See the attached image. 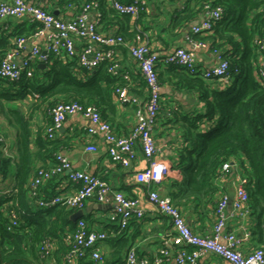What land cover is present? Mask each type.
<instances>
[{
  "label": "trees",
  "instance_id": "16d2710c",
  "mask_svg": "<svg viewBox=\"0 0 264 264\" xmlns=\"http://www.w3.org/2000/svg\"><path fill=\"white\" fill-rule=\"evenodd\" d=\"M91 1L97 2L101 15L104 12L103 8L107 7L112 9L110 12L120 14L108 4V0H48L61 9L69 6L81 8L83 4ZM206 2L223 8L222 17L215 22L209 35H213L216 40L214 48L230 63L229 84L220 89H213L202 75L191 73L177 64L162 63L160 61L162 55L157 63L158 78L162 85L168 79L163 75L162 69L165 68L164 71L172 76L171 79L177 78L175 85L178 88L197 93L204 104L202 113L194 111L179 118L184 141L188 145L180 151L178 166L182 177L176 185L187 196L214 195L217 192L215 181L220 177L223 163L244 155L250 166L249 172L246 173L249 205L260 217L259 227L264 234V81L257 74L256 61L260 53L256 40L264 34V0H186L185 6L176 11L174 20L179 25L190 24V20L203 11ZM120 15L125 19H133L128 14ZM38 27L39 22L29 16L21 20L14 18L6 20L0 35V65L8 52L14 49L16 39L20 36L29 37ZM122 35L125 37L124 33ZM191 38L204 39L201 35L192 34ZM162 65L164 68H161ZM108 66L109 62L106 61L95 70L89 71L81 67L77 59H64L49 54L45 61L34 64L32 77H28L26 71L21 73L18 80L0 77V98L18 97L26 92L38 94L35 98L47 103L49 116L47 125L52 124L51 109L59 102L95 105L103 116L114 106L115 89L118 84L125 83L124 75L128 73L121 69L119 75H113L108 71ZM140 74L142 75L141 72ZM141 78L146 83L143 75ZM13 116L21 126L19 149L22 162L17 176L19 193L0 199V263L44 264L46 259H54L57 264H67L64 256L69 251V245L64 238L67 231L74 229L77 224L70 218L76 209L64 204L31 211L22 207L18 198L22 197L20 192L32 173L29 161V132L25 117L19 111H14ZM56 144L54 139H49L47 135L43 136L41 148L45 149L48 159L54 157L53 163L56 161L57 153H54L58 147ZM7 163L9 161L5 160V164ZM2 170L5 174L6 165ZM10 200L18 202L19 212L25 211V214H20V225L13 230H8L10 217L7 204ZM172 200L174 202L173 198ZM135 218L138 217L134 216L131 221ZM131 221L122 231L119 230V224L114 221L112 222L116 224L105 230L108 235L105 243L111 252L103 254L104 262L101 264L120 262L131 245L126 233ZM48 239L55 242V247L45 258L42 257L44 253L41 244ZM76 264L98 263L84 257Z\"/></svg>",
  "mask_w": 264,
  "mask_h": 264
},
{
  "label": "built area",
  "instance_id": "2783aa9c",
  "mask_svg": "<svg viewBox=\"0 0 264 264\" xmlns=\"http://www.w3.org/2000/svg\"><path fill=\"white\" fill-rule=\"evenodd\" d=\"M108 4L120 14H128L137 19L146 9L145 0H132L122 2L108 0ZM97 11L96 19L90 21L91 11ZM206 18L192 27V35L210 33L216 21L220 20L223 8L212 2H206L203 11ZM32 17L39 22V27L29 37L20 36L15 41L14 49L8 52L0 65V77L18 80L21 73L26 71L28 77L34 74V64L45 61L49 54L59 58L77 59L78 64L88 69L95 70L101 63L108 61V71L113 75L121 73V62L117 56V47L126 46L131 57L136 61L150 91L149 99L144 107H139L136 112V123L126 135H119L111 122L106 121L100 110L95 105L83 106L77 102H59L51 109L52 124L46 126L45 134L53 139L57 131L62 127L68 116L81 113L89 118L92 125L87 129L91 136L102 135L108 143L110 159L130 167L136 158L135 145L140 141L149 165L136 173L137 179L148 188L150 200L158 207L161 214L169 216L172 221L173 231L167 233L161 246L152 258L141 256L134 247L129 248L126 255L117 264H168L171 260L176 264H200L201 257L207 252L215 253L230 264H264V247H256L249 253L241 249L242 238L237 233L227 229V208L230 204L229 196L223 193L216 206V223L210 235H201L194 232L186 222L181 209L176 206L169 195L160 194L154 186L161 182L171 172V166L155 160L158 153L153 131L157 125L158 115L161 110L163 96L162 84L157 73V63L161 54L153 47L149 37L142 31H138L132 42H128L122 34H107L99 29L101 12L95 1L83 4L72 18L64 19L57 16L39 1L29 0H0V20L7 18ZM46 36L48 47L46 53L38 46H33L29 56L21 63L15 61V55L19 54L26 46L29 39H37ZM81 40L80 47L76 41ZM193 49L176 47L160 61L168 64H177L191 73H198L209 81H220L223 85L229 84L230 63L218 50L219 62L217 65L201 70L197 63L195 49L206 47L207 42L188 37ZM256 44L262 59L257 64V74L264 81V34L257 38ZM124 84H118L115 89V99L122 104H138V97L130 92L132 77L129 73L124 75ZM37 97L38 94H33ZM0 137V142L2 141ZM89 150H97L92 144ZM55 163L48 167L38 168L30 181L29 189L38 208H49L57 204H64L76 210L84 209L87 201L95 198L101 203L114 201L111 210V221L119 224V230L126 229L131 219L136 216L142 218L144 210L139 206L137 199L128 196L121 190L115 189L104 177L84 170L73 169L71 160L62 152L56 154ZM232 169H236V161H225L222 165L220 177L226 176ZM69 171V178L79 183L77 190L71 194H56L45 197L41 192L44 182ZM236 198L233 200L234 210L241 215L250 212L249 192L247 190L248 177L237 174ZM13 195V194H12ZM10 197V196H9ZM12 197V196H11ZM8 215L10 224L8 230H13L20 225L21 213L17 201L10 200ZM107 232L89 228L87 221L79 219L74 229L67 231L64 240L69 245V251L64 256L67 264H76L81 258L89 257L96 263L104 262L101 242L107 238ZM247 238V235L245 236ZM55 247V242L45 240L41 244L42 257H47Z\"/></svg>",
  "mask_w": 264,
  "mask_h": 264
},
{
  "label": "crops",
  "instance_id": "0c3cea01",
  "mask_svg": "<svg viewBox=\"0 0 264 264\" xmlns=\"http://www.w3.org/2000/svg\"><path fill=\"white\" fill-rule=\"evenodd\" d=\"M36 1L38 2L39 0H29V2ZM39 2L57 16L66 20L72 18L80 9L76 8V6L61 9L55 4L48 2V0ZM145 2L146 10L136 22L135 19H125L120 14L116 15L110 12L112 9L108 7L103 8L104 12L99 26L100 31L107 34L124 33L128 42H132L134 35L142 30L149 37L153 47L163 57L179 46L193 49L188 37L192 34V27L206 18L202 11L190 20V24L185 26L177 24L174 16L177 10L185 6L186 0H145ZM96 17L97 11H91L89 20L92 21ZM23 18L15 19L21 20ZM8 19L0 20V35L2 30H4L2 27ZM189 26H191L190 30H188ZM209 34L201 35L204 37L203 40L207 42V46L195 49L197 63L201 70L211 68L219 62L217 49L214 48L216 40L212 37L213 35ZM81 43L82 41L79 39L76 41L78 47L81 46ZM35 45L46 51L48 47L46 36L29 39L25 48L15 55V61L21 63L29 56ZM116 50L121 62V69L130 73L133 77L129 88L130 92L138 97L139 103L136 105L122 104L114 99V106L112 109L107 110L103 117L111 122L119 135H126L134 127L137 109L146 105L150 91L147 84L142 81L140 70L136 61L131 57L128 47L118 46ZM261 59L262 57L259 53L256 61L259 62ZM163 65L161 68H164ZM164 69H162L163 75L168 77V79L162 85L163 101L153 135L158 148L155 160L168 164L172 170L154 188L160 194L172 197L174 203L180 207L191 229L201 235H210L212 233L217 220L216 206L218 200L223 193L227 194L230 199V204L227 208V229L237 233L243 239L241 244L243 252L249 253L256 247H264V234H262L259 227L260 217L258 214L252 209L246 215L238 214L234 210L232 203L236 198L237 174L240 173L247 176L246 173L250 170L244 155H240L235 160L236 169H232L226 176L215 181L217 192L214 195L187 196L176 185V182H180L182 177L178 166L180 151L188 145L184 141L183 128L179 118L183 114L194 111L202 113L204 104L200 101L197 93L178 88L175 85L177 78L171 79L172 76L170 77ZM207 81L213 89L224 87L220 81ZM14 111H19L25 117L29 132V161L32 171L27 183L20 192L22 197L18 198V200L25 209L30 211L39 210L32 197L29 184L35 171L40 167L51 165L54 162V157L53 159H48L45 149L41 148L43 136L46 135L47 122L49 121L47 103H43L41 99H36L29 92L18 97L0 98V137L3 139L0 142V199L19 193L17 176L22 162V155L19 149L21 126L19 121L13 116ZM91 125V120L81 113L68 116L53 138L58 146L56 148L57 151L54 153L62 152L71 160L73 169L98 174L108 180L115 189L121 190L128 196L138 200L139 206L144 210V216L133 219L126 230L130 238L131 245L129 248L134 247L141 256L152 258L161 246L164 236L173 231V225L171 218L161 214L158 207L150 200L148 188L137 179L136 173L149 165L142 145L140 141L136 142V158L130 167H124L110 159L108 143L102 135L93 137L88 134L87 129ZM92 144L97 146V150L88 149ZM5 160L6 162L8 160L9 163L5 164ZM237 161H239L240 165ZM5 165L7 170L4 174L2 168ZM78 186L79 183L70 180L69 171L67 170L44 182L41 186V192L44 196L71 194L77 190ZM113 205V199L107 203H101L95 198H91L83 209V219L87 221L90 228L105 231L109 229L110 225L116 224L110 219ZM76 211L74 210L71 213L70 218ZM73 221L77 223L79 219ZM246 235L247 238H245ZM101 248L104 255L111 252L105 241L101 242ZM127 251L119 261H122ZM45 262L44 264H57L54 259H46ZM168 264H176V262L171 260ZM200 264L230 263L215 253L207 252L201 257Z\"/></svg>",
  "mask_w": 264,
  "mask_h": 264
},
{
  "label": "water",
  "instance_id": "95a60500",
  "mask_svg": "<svg viewBox=\"0 0 264 264\" xmlns=\"http://www.w3.org/2000/svg\"><path fill=\"white\" fill-rule=\"evenodd\" d=\"M190 29H191V26L188 27V30H190ZM45 53H46V51L43 52V54H45ZM41 66H44V65L42 64ZM83 215H84V210L79 209L71 216V219L78 220V219L83 218Z\"/></svg>",
  "mask_w": 264,
  "mask_h": 264
},
{
  "label": "rangeland",
  "instance_id": "374dc122",
  "mask_svg": "<svg viewBox=\"0 0 264 264\" xmlns=\"http://www.w3.org/2000/svg\"><path fill=\"white\" fill-rule=\"evenodd\" d=\"M238 163H239V161H237ZM239 165H240V163H239Z\"/></svg>",
  "mask_w": 264,
  "mask_h": 264
}]
</instances>
